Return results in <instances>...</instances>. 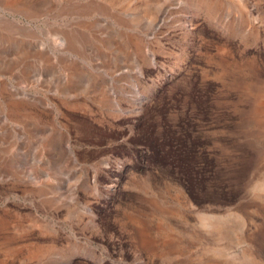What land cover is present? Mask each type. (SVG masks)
Instances as JSON below:
<instances>
[{"label":"rangeland","instance_id":"obj_1","mask_svg":"<svg viewBox=\"0 0 264 264\" xmlns=\"http://www.w3.org/2000/svg\"><path fill=\"white\" fill-rule=\"evenodd\" d=\"M0 264H264V0H0Z\"/></svg>","mask_w":264,"mask_h":264},{"label":"trees","instance_id":"obj_2","mask_svg":"<svg viewBox=\"0 0 264 264\" xmlns=\"http://www.w3.org/2000/svg\"><path fill=\"white\" fill-rule=\"evenodd\" d=\"M169 150L171 151V149ZM169 150L165 151V153L170 152ZM150 152L151 154L150 156H148V158H150V161L152 160V162L154 160L153 159L154 156L162 157L161 154L158 152V148L152 147ZM187 157H186L187 166L180 167L177 171L175 167H172V166L164 167V165H158L157 168L163 174H166V175H169V176H172L178 179L184 185V187L186 188L190 196L194 200H198L199 198L197 196V186H196L198 183L197 179H199V168L197 167V164H196L198 156L195 153H193L191 156H187Z\"/></svg>","mask_w":264,"mask_h":264}]
</instances>
